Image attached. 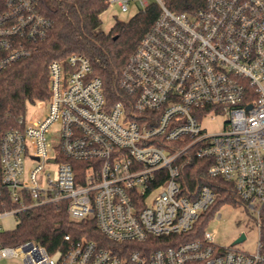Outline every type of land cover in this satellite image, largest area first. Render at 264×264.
Instances as JSON below:
<instances>
[{
	"label": "built area",
	"instance_id": "1",
	"mask_svg": "<svg viewBox=\"0 0 264 264\" xmlns=\"http://www.w3.org/2000/svg\"><path fill=\"white\" fill-rule=\"evenodd\" d=\"M146 7L147 0H138ZM116 2L128 11L132 0ZM161 13L124 66L129 98L110 102L91 59L69 54L49 65L45 117L0 139V195L22 209L66 200L74 221L94 219L110 244L67 234L64 250L0 243V259L24 264H264L224 246L207 227L191 232L216 198L208 185L182 192L180 159L194 148L208 172L234 183L261 221L264 209V0H206L194 11ZM50 20L39 0H0V71L29 54ZM226 115L210 133L206 119ZM218 219L222 214L216 215ZM3 228L0 226V231ZM151 238L152 241H148Z\"/></svg>",
	"mask_w": 264,
	"mask_h": 264
},
{
	"label": "trees",
	"instance_id": "2",
	"mask_svg": "<svg viewBox=\"0 0 264 264\" xmlns=\"http://www.w3.org/2000/svg\"><path fill=\"white\" fill-rule=\"evenodd\" d=\"M164 2L176 12L194 11L206 4V0ZM109 5V0H39V8L50 20L51 27L44 38L28 41V55L0 71V139L6 131L22 125L21 119L26 118L30 105L49 101V65L72 53H81L91 59L93 73L102 78L104 93L110 102L129 98L120 83L121 72L145 34L155 25L161 7L156 1L152 2L128 21L117 19L107 33L99 28L101 15ZM179 164L182 192L189 198H195L203 185L216 192L214 202L186 235L188 239L199 237L224 204H245L233 182L210 175L211 160L197 157L194 148L180 159ZM1 193V211L18 207L9 199L6 188ZM261 215V249L264 253V209ZM67 234L76 240L83 237L95 240L100 246L110 244L94 219L74 221L66 200L22 209L18 212L16 227L0 231V243L15 246L33 241L56 253L68 247ZM148 241L153 242L151 238Z\"/></svg>",
	"mask_w": 264,
	"mask_h": 264
},
{
	"label": "rangeland",
	"instance_id": "3",
	"mask_svg": "<svg viewBox=\"0 0 264 264\" xmlns=\"http://www.w3.org/2000/svg\"><path fill=\"white\" fill-rule=\"evenodd\" d=\"M149 3L156 0H147ZM138 0H132L128 11H122L121 7L116 3L109 5L105 10L102 17V25L100 30L109 32L114 26L117 19L128 21L131 19L141 8ZM48 111V104L30 105L27 112V120H35L46 116ZM226 115H218L214 119H206L203 125L210 133H215L223 130ZM222 214L218 219L216 215ZM18 223L16 215L0 218V226L3 229H13ZM261 225L262 220L259 221L254 211L248 208L245 204H224L219 208L215 217L212 218L207 226L208 230L215 233V240L224 245L230 246L240 236L242 232H245L246 238L233 246L245 253H254L258 250L259 242L261 241ZM0 264H24L19 257H5L0 259Z\"/></svg>",
	"mask_w": 264,
	"mask_h": 264
},
{
	"label": "water",
	"instance_id": "4",
	"mask_svg": "<svg viewBox=\"0 0 264 264\" xmlns=\"http://www.w3.org/2000/svg\"><path fill=\"white\" fill-rule=\"evenodd\" d=\"M246 238L245 232H242L240 236L233 242V244L243 241Z\"/></svg>",
	"mask_w": 264,
	"mask_h": 264
}]
</instances>
